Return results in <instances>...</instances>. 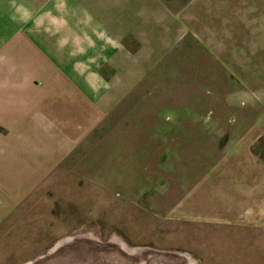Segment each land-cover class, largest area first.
Here are the masks:
<instances>
[{"label":"rangeland","instance_id":"374dc122","mask_svg":"<svg viewBox=\"0 0 264 264\" xmlns=\"http://www.w3.org/2000/svg\"><path fill=\"white\" fill-rule=\"evenodd\" d=\"M162 1L175 43L0 228V264H264V230L184 206L231 153L264 167V0Z\"/></svg>","mask_w":264,"mask_h":264},{"label":"crops","instance_id":"0c3cea01","mask_svg":"<svg viewBox=\"0 0 264 264\" xmlns=\"http://www.w3.org/2000/svg\"><path fill=\"white\" fill-rule=\"evenodd\" d=\"M176 30L162 0H0V228L125 103ZM229 155L185 210L264 230V167Z\"/></svg>","mask_w":264,"mask_h":264}]
</instances>
